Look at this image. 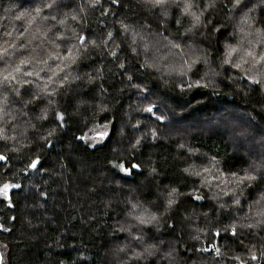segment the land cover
I'll use <instances>...</instances> for the list:
<instances>
[{
  "label": "trees",
  "instance_id": "trees-1",
  "mask_svg": "<svg viewBox=\"0 0 264 264\" xmlns=\"http://www.w3.org/2000/svg\"><path fill=\"white\" fill-rule=\"evenodd\" d=\"M51 2L0 0V77L27 61L15 74L20 83H0V91L15 110L12 126L29 132L21 148L0 141L8 158L0 164V186H21L0 198L2 264H239L236 257L258 264L251 256L261 254L264 264V225L246 226L262 219L264 167L233 194L225 180L264 166V90L248 78H264V66L248 61L243 76L223 64L228 46L244 37L238 33L244 15L264 29V0H243L239 8L233 0H194L193 10L203 13L198 25L175 3L162 9L143 0H55L43 8ZM78 35L95 46H80ZM73 45L74 62L63 59ZM160 46L163 59L185 49L174 58L190 65V77L168 76L151 63L150 48L156 53ZM144 89L158 104L168 101L178 120L149 121ZM240 112L248 117L238 134L242 146L220 127ZM105 126L107 138L90 144L86 137ZM33 159L40 160L36 169L28 167ZM117 159L139 167L121 172L113 167ZM210 159L223 173L213 177L219 187L190 172ZM145 211L156 220L123 227ZM233 225L235 236L225 231Z\"/></svg>",
  "mask_w": 264,
  "mask_h": 264
},
{
  "label": "rangeland",
  "instance_id": "rangeland-1",
  "mask_svg": "<svg viewBox=\"0 0 264 264\" xmlns=\"http://www.w3.org/2000/svg\"><path fill=\"white\" fill-rule=\"evenodd\" d=\"M38 1L39 0H32V5H37ZM249 12H245V13H249ZM249 17H251L250 14H247V15H244L243 20H240L241 25L238 28V33L240 36L243 34L244 37L239 40L238 44L232 45V47H234L236 49V51L233 53V55L231 57V61H232V63L241 64V67L239 68V70H233V69H237V68L233 67L232 63L225 64L223 62V64L225 66H229L231 69L233 68L232 71H236V73H238V75L242 74L243 76L247 74L246 72H241V69L246 70L245 68H242V65H244V63H245L244 61L254 62L252 60V58L247 55V53L249 51H251L258 58L259 55L262 52H264V42H259V37L257 36V30H259V28L255 27L254 21H252V23L250 22ZM173 49L174 48H172L171 50H173ZM162 50H163V48H162V46H160L159 48H156V53H155L150 48L151 59H149V60L151 61L152 64L161 67L163 73L168 75V76H174L176 78H178V76L184 77L183 75H185V72L188 71L189 74L188 75L186 74V75L190 77V75L193 71V69H191L189 67L190 65L177 63L175 61V58H178L180 60L182 51L185 55L187 54L185 49H182V48L178 49V47H177L176 50L174 51V54L166 56V59H163L162 57L157 55ZM192 51L194 52V50H192ZM228 51H229V49H228ZM228 51H227V53H228ZM157 56H159V57H157ZM256 65H258V64H256ZM263 66H264V64L260 63L259 67L262 68ZM33 74H37V73H33ZM212 75H213V73H212ZM212 75H209L207 77L210 78ZM261 79H264L263 76L261 77ZM262 88L264 90V86H262ZM141 91H142V97H143L141 101L145 103L143 110L147 107H150V106L153 108V111L151 113L144 110L150 119L149 121H152V122L156 123L158 126H161L163 122H168L171 124L173 120H178L176 118V115H174V116L172 115V113H173L172 110H170L169 112L167 111V109L171 108L170 103L168 101H164L163 104L160 105V104H158V103H160V101L155 98L152 91L147 90V89L146 90L144 89ZM14 112H15V110L13 108H10V105L8 104V99L5 98L3 91L2 92L0 91V129H5L7 136L15 137V139H8V140L11 142L15 141L17 143L18 147L21 148L23 140L21 141L20 137H21V135L28 137L29 132L25 131L24 129H21V126L16 125V128H14L12 126V120H13L14 116L10 115V113H14ZM20 112H22L23 115L26 114V111H20ZM141 112H142V109H141ZM240 113H237L240 117L231 116L230 120H228L226 123L227 125H221L220 127H221V129L223 127H224L223 129H228V131H226V132H229L231 134L230 137H234L237 140V143H238L237 145L242 146L243 144L241 143V140H240L238 134H240L243 131V128H244L243 123L246 122L245 118H248V117L246 116V113H244V112H240ZM101 131L107 132V135L104 137H100L99 133ZM108 133H109V129L107 127L96 128L93 130V132L88 137H86V139L92 145L93 144H99V143H102L107 138ZM179 143L183 146H187V138L181 137L179 140ZM248 154L252 155V150H251V153H248ZM252 163H253V161L251 160V164ZM262 163L263 162L254 163V164L257 165V164H262ZM39 164H40V160H39L38 165ZM38 165H37V167H38ZM7 167H9V165H6V168ZM262 167H264V166H261V167L256 166V168L259 169V172L257 174L253 173V171L255 169L254 166L249 167L247 172L257 176L258 174L261 173V171L263 169ZM220 171L221 170L219 169V165H217V162L214 159H210L209 161L205 160L202 163L196 162L194 164V166L190 169V172L197 177H200V176H202V177L206 176L207 177L208 176V179L213 183L214 187H219L214 182L213 177L217 176L219 178H222L219 174L221 173L223 175V173ZM6 172L7 171H4V173H6ZM239 176H240V174L228 175L227 178L225 179L226 181H228V184L232 185V189L229 190L230 193H232V194L234 193L235 190H237V186H239V184L236 183ZM201 182H204L203 178H202ZM7 183L15 184L13 182H7ZM11 189L12 188H10L9 191ZM2 197H5V196L0 194V198H2ZM236 199H239V198L236 197ZM140 214H144L145 217L148 216L147 211L136 212V214L133 213V215L129 219L123 220V222H122L123 227L126 229H132L135 226L139 225V222L134 217L137 215H140ZM145 225H148V224H145ZM139 228L142 230L141 226H139ZM214 255L217 256V253L215 251H214ZM261 255H255L256 257H259L258 262H261V257H260Z\"/></svg>",
  "mask_w": 264,
  "mask_h": 264
},
{
  "label": "snow or ice",
  "instance_id": "snow-or-ice-1",
  "mask_svg": "<svg viewBox=\"0 0 264 264\" xmlns=\"http://www.w3.org/2000/svg\"><path fill=\"white\" fill-rule=\"evenodd\" d=\"M114 2H115V0H114ZM143 2L149 7L162 8V9L165 8V6L168 5L169 3H175V4H177V6L181 7V9H182V11H183V13L185 15H190L193 18L195 24H197V25L200 23L201 16L203 15L202 12L198 14L196 11L193 10L195 7H197V5L195 4L194 0H179V3H178V0H143ZM242 3H243V0H233V6L235 8H239ZM54 5H55V0H52L51 3H45L43 5V8H52ZM89 6L95 7V2H91L89 4ZM34 11L37 14H39L42 11V8H36V9H34ZM80 11L82 12V11H84V9L81 8ZM71 18H72V20H76L77 16L73 15ZM17 19H20V17H17ZM32 19L34 20L35 17H32ZM45 19H47V17H45ZM52 19L55 20L56 17L53 16ZM59 23L63 24L64 21L60 20ZM8 35H10V33ZM257 36L259 37V42H264V29L257 30ZM109 37H111V33H109ZM76 38L78 39L79 44L82 47L85 46L86 43H91L93 46H95V41L89 42L85 35H78ZM58 39H63V37H58ZM228 47H229V51L226 54V58L224 60L225 64L232 63L231 57H232L233 53L236 51V49L234 47H232L231 45H229ZM73 48H76V45H73L71 48H69L67 50V55L64 56L63 59L72 60L74 62L75 56L73 55ZM77 51H78V49H77ZM6 53H7V49L4 50V54H6ZM112 55L115 56L116 53L113 52ZM247 55L252 58V60L254 61L255 64H260V63L264 62V52H262L259 55L258 58L251 51H249L247 53ZM244 62L247 63L248 61H244ZM26 63H27V61L21 60L20 64L16 65L12 69V71L7 72L2 77H0V83L6 84V85H9V86H11L13 83H20V81L17 79V76L15 74L21 73V66L26 64ZM232 66L237 68V69H239L241 67V64L232 63ZM22 74L24 76H32L33 75L32 72H23ZM248 78H249L251 84L258 85V86H264V79H259V78H256L255 76H250ZM49 80H51V78H49ZM46 88H47V85H45V89ZM42 90H44V89H42ZM17 94H19V93H17ZM48 94L52 95V93H48ZM144 110L151 113L153 111V108L150 106V107L145 108ZM56 118L62 120L63 116L57 114ZM49 135H52V133L50 132ZM106 135H107V132H104V131H101L99 133L100 137H104ZM8 139H15V137L7 136L6 135V130L5 129H0V140H8ZM81 139H83V137H81ZM137 143H139V141H137ZM5 160H7V157L2 155V154H0V161H5ZM38 163H39L38 159H33V160L30 161L28 167L31 168V169H36ZM113 167L118 169L121 172L130 173L132 169L138 168L139 165L131 164L129 167H126L124 163L120 162L117 159V161L113 163ZM185 171H187V170H185ZM256 180H257V176L256 175L246 172L245 175H243V176L238 178L237 183L238 184H243L245 181L251 182V181H256ZM19 187H21L19 184H9V183L6 182L2 186H0V194L4 195L7 198L8 191H9L10 188H19ZM176 191L177 190L175 188H173L168 193V196H169L168 206L169 207L174 203V200L171 197L174 196ZM195 198L197 200H199L202 197L197 196ZM260 200H264V195H261ZM236 203L239 204V200H237ZM257 203H259V201H257ZM258 215L261 216L262 219L256 220L254 223L247 224L246 226L248 228H254V227H257V226H260V225H264V211L258 213ZM134 218L141 225L148 224V223H151L152 221L156 220V216L155 215H148L147 217H145L144 214H140V215L135 216ZM225 231H230L231 235H233V236H235L237 234L235 225L231 226L230 228L226 227ZM215 234L216 235H220L219 231H217ZM136 239H140V237H136ZM196 239H199V237H196ZM204 251H207V249H204ZM214 251L217 253V255H219V253H220V249L219 248H214ZM144 253H147L148 255H151V252H150V250L148 248L144 249ZM138 255H143V253L142 254H138ZM236 259L239 260V264H246V261L240 259L239 257H236ZM251 259L252 260H256L257 257L255 255H252Z\"/></svg>",
  "mask_w": 264,
  "mask_h": 264
},
{
  "label": "water",
  "instance_id": "water-1",
  "mask_svg": "<svg viewBox=\"0 0 264 264\" xmlns=\"http://www.w3.org/2000/svg\"><path fill=\"white\" fill-rule=\"evenodd\" d=\"M48 146H50V144H48ZM0 154H2V153H0ZM2 155H4V154H2ZM4 156H6V155H4ZM6 157H7V156H6ZM7 161H8V158H7V160H5V161H0V164H1V163H7ZM211 248H212V246L209 247V248L207 249V251H210ZM0 264H2V256H1V254H0Z\"/></svg>",
  "mask_w": 264,
  "mask_h": 264
},
{
  "label": "built area",
  "instance_id": "built-area-1",
  "mask_svg": "<svg viewBox=\"0 0 264 264\" xmlns=\"http://www.w3.org/2000/svg\"><path fill=\"white\" fill-rule=\"evenodd\" d=\"M258 264H261V262H259Z\"/></svg>",
  "mask_w": 264,
  "mask_h": 264
},
{
  "label": "flooded vegetation",
  "instance_id": "flooded-vegetation-1",
  "mask_svg": "<svg viewBox=\"0 0 264 264\" xmlns=\"http://www.w3.org/2000/svg\"><path fill=\"white\" fill-rule=\"evenodd\" d=\"M9 198V197H8Z\"/></svg>",
  "mask_w": 264,
  "mask_h": 264
}]
</instances>
